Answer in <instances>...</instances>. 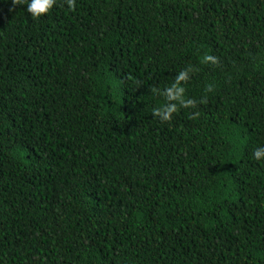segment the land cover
<instances>
[{"label": "trees", "instance_id": "trees-1", "mask_svg": "<svg viewBox=\"0 0 264 264\" xmlns=\"http://www.w3.org/2000/svg\"><path fill=\"white\" fill-rule=\"evenodd\" d=\"M26 2L0 0V264H264V0Z\"/></svg>", "mask_w": 264, "mask_h": 264}, {"label": "clouds", "instance_id": "clouds-1", "mask_svg": "<svg viewBox=\"0 0 264 264\" xmlns=\"http://www.w3.org/2000/svg\"><path fill=\"white\" fill-rule=\"evenodd\" d=\"M74 2L75 0H66L69 9L74 7ZM13 3H15V0H13ZM55 3L56 0H27L26 11L33 18H39L50 12ZM205 59L211 61L213 58L211 56H207ZM186 78L187 70H181L175 78L176 82L163 90L161 94L164 96L166 101H178L181 106H188L193 103L191 100L183 99L184 89L178 86V84L181 81L186 80ZM176 107L177 105L175 103H165L160 108H154L153 114L159 116L162 121H167L170 119L171 114L176 110ZM253 157L256 160H260L261 157H264V146L257 148L253 152Z\"/></svg>", "mask_w": 264, "mask_h": 264}]
</instances>
